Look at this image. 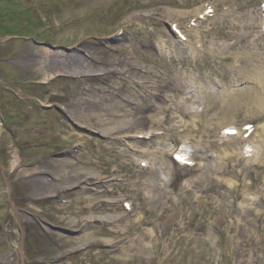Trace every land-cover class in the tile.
I'll return each mask as SVG.
<instances>
[{"label":"rangeland","instance_id":"obj_1","mask_svg":"<svg viewBox=\"0 0 264 264\" xmlns=\"http://www.w3.org/2000/svg\"><path fill=\"white\" fill-rule=\"evenodd\" d=\"M145 1L0 0V27H10L18 34V37H8L0 28V148L4 150L15 145V155L35 154L28 163L35 164L40 158L39 160L44 161L42 166L50 169L52 163L62 160H71L74 163L79 162L80 158L84 162L96 161L98 145L104 148L114 145L132 154L135 166L116 175L114 184L124 185L125 190L120 195L135 196L137 188L133 184L142 176L144 186L140 187V192L149 197L145 204L147 208H132V203L139 206L141 204V200L135 202L133 198L129 203L130 207L121 203L119 207H113L107 213L128 212L129 219L134 223V227L140 228L141 233H136L127 240L120 238L108 244L83 246L69 251L67 264H86L88 257L83 255L87 252H102L105 260H110L111 257L119 258L122 254L116 253V250L132 239H138L146 246H151L154 242L155 247L152 246L147 252L137 250L131 253L136 256L134 262L120 264H161V256H157L155 251L163 248L175 229H182V246L179 252L171 249L173 259L170 264H251L253 242L259 236L257 228L264 221V144L261 138H254L249 142L251 151L245 153L249 156H244L242 146L238 143L241 135L231 143L228 139L220 141V126L217 125L237 123L242 119L239 117L245 115V111H242V115L237 112L226 113L227 104L225 98L221 97L222 94L235 97L237 92L256 88L254 100L258 104L263 102L264 87H257L249 79L252 78L253 70L257 75L264 76V70L260 69V66L264 68V50L258 60L256 59L257 62H254L255 57L251 56V53H255L248 49L257 36L264 33L259 19L263 18L260 12L261 0H149L153 5L148 11L153 12H181L186 15L196 10L197 14L202 15L210 8L211 13L205 20L200 19L198 15L197 21H190L189 18L182 20L180 31L184 34L183 38L177 37V34L171 31L170 24L157 13L149 17L135 15L136 17L132 18L133 13L144 12ZM229 27L236 28V35L221 38L218 34L206 44L207 47L216 49L215 57L192 54L189 44H186L189 34L192 35V43H196L201 38V31L209 28L223 30ZM244 32L249 35L240 37ZM156 33H162L164 40L169 41L167 49L160 48ZM262 39L264 43V37ZM234 43V49L223 56L218 54L221 52L218 48L220 45ZM256 43L260 44L259 41ZM38 48L65 54L77 52L88 59L97 60L101 67L112 69L118 67L120 61L130 59L127 65L130 70L129 77L125 81L117 79L116 74L95 77L87 82L60 76L53 86V94L64 96H61L63 104L73 100L77 103L78 100L90 96L100 100L99 102L132 100L133 110L138 114L147 115L141 126L150 134L144 137L133 133L134 130L131 129L121 135L126 136L123 140H110L109 137L80 129L59 107L40 106L36 97L39 98L40 93L47 89V85L39 83L40 74L27 68ZM113 49L117 51L113 52ZM122 49L127 53L119 52ZM237 54L243 59L239 66L235 61ZM159 57L167 61L176 60L178 66L171 67L170 71L166 72L156 65ZM182 58L189 64L184 68L185 78L182 77ZM230 64L237 65L236 71L245 72L247 81L238 83L237 75L229 69ZM197 69L207 73L208 69H213L214 77L198 78ZM138 76L161 83L164 86L162 94L156 96ZM234 84L235 86H230ZM86 85L92 89L91 92L84 91ZM209 92L214 93V96L212 97L211 93L209 96ZM92 106L97 108L93 102ZM208 107L213 109L209 110ZM261 108L257 111L264 109ZM167 117L174 120L162 123ZM15 125L21 128L42 127L47 128V131L39 138L30 139L21 132L16 135L13 131ZM235 126L238 130L242 128L241 125ZM54 128L84 134L86 145L79 146L76 137H70L67 141L60 139L58 132H53ZM138 141L141 142V147H138L136 152L133 147ZM184 142L195 146L191 165H180L173 159L177 147ZM207 147L211 148L207 150ZM232 151L235 152L234 160H226ZM98 161L100 162V159ZM123 162L126 161L122 160ZM3 164V157L0 156V224L12 217V202L19 206L18 199L27 197L23 186L14 184L18 179L6 178ZM147 166L160 169L158 176L153 172L145 176L140 175L141 168ZM207 166L212 169L211 178L207 181L201 180V169ZM23 167L31 169L33 165ZM95 169L103 178L109 176L105 171V164L100 163ZM51 170L58 173L56 169ZM184 170L189 172L186 174ZM257 173L260 174L261 181L258 185H253ZM155 182L162 185V190L165 191L164 198L158 203V192L151 188ZM245 184H250L251 187L247 193H244ZM238 187L243 197L235 202L236 207L240 211L249 212V216L244 219L240 214L229 218L226 213L234 201L231 192ZM185 190H190L199 200L191 218L183 219L189 212L188 208H185V212L179 216L171 213L164 220L140 225L139 219L158 213L160 203L166 202V198L176 207H182V194ZM92 194L91 191L69 193L65 199L51 198L48 205H45V201H40L39 206L30 204V208L34 209H28V221L25 225L28 233L36 239L26 243L24 261L15 260L13 252L10 251V240L0 229V264H59L56 246L60 239L75 238L79 233L57 218L58 209L68 204L73 207L76 200L91 197ZM211 206L214 215L209 210ZM247 221H251L250 225ZM126 224L122 223L120 228H124ZM13 230L16 232L17 244H23V228L15 225ZM95 230L102 234L101 237L112 240L110 230L117 228L107 223L95 222L89 231ZM260 236L264 240V232ZM191 237L198 238L200 243L188 245L186 241H190ZM205 251L207 253H204ZM256 255L264 264V241L262 250Z\"/></svg>","mask_w":264,"mask_h":264},{"label":"bare ground","instance_id":"obj_2","mask_svg":"<svg viewBox=\"0 0 264 264\" xmlns=\"http://www.w3.org/2000/svg\"><path fill=\"white\" fill-rule=\"evenodd\" d=\"M262 2H264V0H262ZM143 5L144 12L133 13L134 16L131 15L132 18L136 16L149 17L152 16V14L157 13L162 19L170 24V26L173 28V30L176 31V33H178L177 31L180 29L182 20L189 18V20L192 21L193 19H195L196 15H198L196 13V10L193 13H186V15H182L181 12L178 14H171L163 11H148L153 5L149 0H146ZM259 19L260 23H262L264 27V16L263 18ZM218 34H220L219 36L221 38H231L236 35V28L229 27L228 29L223 30H219L217 28H209L205 31H201V38L198 44L192 43V35L189 34L187 35L188 41H186V44H189L192 54H197V56L198 54H203L205 56L215 57L217 52L216 49L209 48L206 46V44L210 39L217 36ZM248 35L249 34L247 32H244L240 37H247ZM156 37L159 38L157 42L160 48L163 50L165 48L167 49L168 47L166 46L168 45L169 41L164 40V35L162 33H156ZM263 37L264 33H260L257 36V39H255L250 44L251 47L248 46V49L255 53H251V56L255 57L253 58L255 60L254 62H257L258 57L264 50V43L262 41ZM256 41H259L260 44L258 45ZM235 46L236 43L227 45L222 44L218 47L221 50V52H219L218 54L220 56H223L229 50L234 49ZM114 51L117 50L113 49V52ZM119 52L127 53L123 49ZM128 60L130 59L120 61L118 63L119 66L115 69H112L105 66L101 67L98 64L99 62L97 60L88 59L85 55L77 52L65 54L60 51H49L48 49L38 48L34 51L31 57V61L28 62L27 68L34 69L37 74H40L41 81H39V83L47 85V89L45 91H42L39 95V98L37 99L40 103V106L50 105L53 107H59L61 111H63L67 115V117H69L73 121V123H75L80 129H85L89 132H95L101 136L109 137L110 140H123V137L126 136L121 135L130 131L131 129L134 130L133 133L140 134L142 136L149 135V132H146V130L141 126V123L144 121L147 115L138 114L135 110H133L134 107L132 100L125 99V101L113 100L110 102L109 100L108 102H99L100 100L98 101L90 96V98H83L82 100H78L77 103H75V101L73 100L68 102L67 104H63V101H61L62 95L53 94V86L54 84H56L55 82L59 79L58 77L60 76L76 78L77 80L87 82L89 79L95 77H105L108 74H116L118 76L117 79L125 81L129 77L130 72L127 67V65L129 64ZM235 61L238 62V66L242 64V56L239 54L235 55ZM180 63L182 65V77L185 78L184 68L186 66H189L188 61L182 58V62ZM156 65L167 72L170 71L171 67L176 68L178 66V62H176V60L167 61L165 58L159 57L157 58ZM236 66V64H230L229 69L237 75V82L239 83L247 81V79H245V72L240 70L236 71ZM260 69L262 71L264 70V68H262L261 66ZM179 71H181V69ZM197 71L199 73L198 78L212 79L214 77L213 69H208V73L201 69H197ZM256 73L255 70H253L252 78L249 79V81H252V83L256 86L264 87V77L259 78L261 74L257 75ZM138 77L145 86L151 88L154 91L156 96L162 94L164 86L161 83L151 78H144L143 76ZM230 86H235V84ZM91 90L92 89H90L89 85H86L84 87V91L91 92ZM254 91L255 88H252L245 92L240 91L235 94V97L231 96V94L221 95V97L225 98L226 100V113L237 112V114L241 115L242 111L244 110L246 112V115H244L241 120L242 122H244L243 125H250L251 128L254 129L249 136H246L247 131H241L242 134L241 138L238 139V143L242 145V150H244V147L248 145L249 142L253 140V138H261V142L264 144V111L260 113L256 111V106L258 105V103L254 100ZM210 93L211 92H209V96ZM211 95L213 97L214 93H211ZM92 102L97 105V108L92 106ZM71 104H75L76 106H72ZM262 106L264 107V102L262 103ZM208 109L212 110L213 108L208 107ZM180 110L182 111V109ZM173 120V118L167 117L162 121V123L165 124ZM219 126L221 127L220 140L230 139L232 140L231 142H233L236 136H223L222 130L227 128V126L217 125V127ZM13 131L16 135L21 132L27 138L31 139L39 138L45 135L47 128H21L19 127V125H15L13 127ZM53 132H58L60 139L64 141L69 140L70 137H76V143H78L79 146L84 147L86 145V136L84 134L75 133L73 130L59 131L58 128H54ZM237 134H240V132L238 131ZM140 144V141L134 144L133 149L136 152H138V147H141ZM127 145L129 146V144ZM14 148L15 145L4 148V150L0 148V155L1 157H3L4 163L3 173L4 175H6L7 179H18L14 182V184L22 185L27 197L18 199L19 206L15 205L14 202H12V217L5 219V221L0 224V229L2 234L8 236V239L10 240V251L13 252L15 260L20 259L24 261L25 252L27 249L25 246L26 243L32 242V240L36 239L35 237L33 239L32 235L28 233L27 227L25 225L28 221V209H34L33 207L30 208V204L39 206L40 201H45V205H48V200H50L51 198L65 199L66 195L69 193L79 194L89 191L93 192L91 197H82L76 200L73 207L68 204L58 209L57 218L59 220L62 219V221H64L71 230L79 233L75 238L60 239V243L56 246L57 262L59 264H67V253L69 251L76 250L83 246L95 247L102 244H108L120 238L123 240H127L134 234L141 233L140 228L134 227V223L129 219V213H107L108 210H111V208L119 207L121 203H127L133 198L135 199V202L141 200V204L139 206L137 205V203H134L132 205V208H147L145 207V204L148 202L149 197L142 195V193L140 192V187L144 186L141 180L142 176H139L133 184L134 187L137 188V195L135 196L130 194L120 195V193L125 190L124 185L114 184L115 180L117 179L116 175L121 174L124 171L133 169V167L135 166L134 162H132V154L130 152L121 150L119 147H116L114 145L107 148L100 147L98 145V157L96 158V161L84 162L82 158H80L79 162L74 163L71 160H62L59 163L51 164V169L53 168L58 171V173H54L50 168L42 166V163L44 161L39 160L40 158L35 162V164H32V162L28 163V160L30 158L35 157V154L27 153L21 155L19 153L15 155V152L13 150ZM129 148H131V146H129ZM210 148L211 147H207V150H209ZM141 153L143 155H146L145 152ZM233 155H235V152L232 151L231 154L227 155L226 160H234ZM101 158H103V160ZM99 159L100 162L98 161ZM122 160L126 162L122 163ZM262 160H264V154ZM100 163L105 164V171L109 173L108 177L103 178L100 172L96 171L95 168ZM32 165L33 167L31 169L23 167ZM150 172H153V174H156L158 176V174L160 173V169L148 166L145 168H141L139 174L145 176ZM188 172L189 170H184V173L187 174ZM201 172L202 177L200 179L206 181L211 178L210 175L211 173H213L212 169L209 166L201 169ZM260 181L261 176L257 173L253 185H258ZM145 185L150 186V184L146 183ZM249 185L250 184H245V186H243L244 193H247L251 190V187H249ZM151 188H155L158 192V203L159 200L164 198L165 191L162 190V185H158L156 182L151 185ZM238 189L239 187L235 188L231 192L234 201L231 202L229 210H227L226 213L228 214L229 218H233L234 215L240 214L242 219H244L249 216V212L240 211L238 207H236L235 202L243 197L242 192H239ZM198 203L199 200L197 199V197H194L190 190H185L182 194V207H176V205L170 202L169 198H166V202L164 201L163 203H160L158 213H154L147 217L145 216V218H140L139 223L140 225H149L153 222L166 219V217L171 213L179 216L185 212V208H188V215L186 214L185 216H183V219L186 220L189 217H192ZM27 206L28 208L26 209ZM212 208V206L209 207V210L211 211L212 215H214L212 212ZM95 222L107 223L112 225L114 228H117V230H110L113 239L110 240L105 237H101L102 234H100L98 230L89 231L92 223ZM122 223H127L124 228H120V225ZM247 223L250 225L251 221H247ZM15 225H19L21 228H23V244H17V237L15 235L16 232H14L13 230ZM257 230L259 236L253 242L254 252L250 260L251 264H262L261 260L258 259L259 257H256V254L262 250V243L264 240L260 235L262 232H264V221L263 224L257 228ZM181 233L182 229H175L174 234L169 236L167 242L163 245V248L161 250L156 249L155 254L157 256H161V264H170L173 259L171 249H175L176 252H179L180 246H182V236H180ZM144 236L145 235H143V238L145 239L146 237ZM189 239L190 241H186L188 245L192 243H200V241L196 237H191ZM152 246H154V242L151 246H146L145 244L142 245V243L138 239H132L116 250V253L122 254V256H120L119 258L111 257L110 260H105V255L102 252H96L93 254L87 252L83 256L88 257V262L86 264H120L123 262H134V258L136 256L131 253L136 252L137 250L147 252L148 249L152 248ZM207 251H209V249H207ZM207 251H205L204 253H207ZM25 264L32 263L25 262Z\"/></svg>","mask_w":264,"mask_h":264},{"label":"snow or ice","instance_id":"obj_3","mask_svg":"<svg viewBox=\"0 0 264 264\" xmlns=\"http://www.w3.org/2000/svg\"><path fill=\"white\" fill-rule=\"evenodd\" d=\"M250 130H251V128H250V126H249V128L246 129V131H250ZM230 134L234 135V134H235V130H232V131L230 132ZM181 162H184V161L181 160Z\"/></svg>","mask_w":264,"mask_h":264}]
</instances>
